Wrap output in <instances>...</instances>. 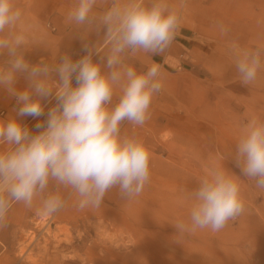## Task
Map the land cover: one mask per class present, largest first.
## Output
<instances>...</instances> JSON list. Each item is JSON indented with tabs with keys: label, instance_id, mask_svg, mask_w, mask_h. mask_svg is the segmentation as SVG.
<instances>
[{
	"label": "clouds",
	"instance_id": "1",
	"mask_svg": "<svg viewBox=\"0 0 264 264\" xmlns=\"http://www.w3.org/2000/svg\"><path fill=\"white\" fill-rule=\"evenodd\" d=\"M96 3L77 0L67 19L98 33L103 30L107 56H101L96 45L85 44L82 58L74 62L62 55L53 66L25 59L26 36L16 30L22 10L15 0H0V55L7 56L0 67V89L19 106L15 115L0 118V145L8 146L0 151V222L13 202L32 207L37 198L41 214L57 213L66 203L61 188L71 189L77 206L85 209L99 208L114 188L122 199H133L150 182L149 147L139 137L122 135L121 125L143 126L150 118L153 97L162 89L160 66L153 63L138 73L125 63V54L164 53L180 30V13L167 0H112L97 15ZM233 52L242 84L255 81L264 49ZM20 76L28 82L23 90L16 88ZM51 99L55 105L45 114L42 101ZM45 115L46 120L35 125V134L19 119ZM235 161L242 174L264 190V120L252 118L241 126ZM234 176L224 168L207 171L191 193L188 221L174 224L178 234L206 228L218 232L242 214L245 204Z\"/></svg>",
	"mask_w": 264,
	"mask_h": 264
},
{
	"label": "rangeland",
	"instance_id": "2",
	"mask_svg": "<svg viewBox=\"0 0 264 264\" xmlns=\"http://www.w3.org/2000/svg\"><path fill=\"white\" fill-rule=\"evenodd\" d=\"M20 3L22 14L44 6H37L44 0ZM245 18V33L255 38L224 48L203 41L214 53L198 56L203 64L188 72L195 85L182 72L180 101L166 102L164 119L145 126L152 132L163 121L162 133L139 135L151 151L150 182L142 193L124 200L114 188L99 208L38 212L34 228L22 233L14 260L5 264H264V190L235 161L241 126L252 118L264 120V58L256 80L244 85L233 52L264 49V10L254 15L252 0H246ZM32 25L40 32L50 29L46 21ZM6 59L0 55V66ZM147 136L154 140L146 142ZM211 168L236 175L245 209L218 232L206 228L180 235L174 224L188 221L191 193ZM64 200L78 207V197Z\"/></svg>",
	"mask_w": 264,
	"mask_h": 264
},
{
	"label": "crops",
	"instance_id": "3",
	"mask_svg": "<svg viewBox=\"0 0 264 264\" xmlns=\"http://www.w3.org/2000/svg\"><path fill=\"white\" fill-rule=\"evenodd\" d=\"M20 1L19 7L21 8ZM148 2L149 0H145V3ZM76 3L77 0H44V4L36 3L37 6H44L36 8V13L33 15L22 14L21 23L29 22V24L22 25L20 23L16 30L23 32L26 36L25 59L30 64L42 61L54 66L62 55H69L75 62L86 55L83 50L85 44L96 45L97 52L101 56H107L109 44L104 38L103 30L98 33L88 25H77L68 21V13ZM111 3L112 0H97L93 14L102 13ZM167 3L171 7L177 8L181 17L180 30L171 47L159 55L144 52H138L135 56L130 53L125 54V63L134 67L138 73L146 72L153 63L158 64L162 89L153 97L150 106L151 115L147 122L143 126H134L129 122L122 123V135L139 137L143 133L148 135L162 133L164 130L163 121L160 125L157 122L160 127L156 126L152 132L144 131L147 128L145 126L153 122L151 119H164L166 102L174 105L175 102L180 101L182 72H184L188 84L195 85L196 77L191 78L188 72L203 64L201 60L198 61V56L205 55L206 58H211L214 53L213 48L210 45L206 46L203 41L215 42L224 48L229 44L244 45L246 38H255V35L250 36L245 33L246 0H167ZM262 7H264L262 0H252L254 15L259 16L264 10ZM43 21H46L50 28L47 32L33 29L32 23ZM219 25H223L227 32L222 33ZM97 59L98 57L94 55V62ZM204 64L207 66L209 62L206 61ZM0 67H3V64ZM53 78L57 79L55 74ZM27 83V80L20 76L16 88L23 90L27 87ZM73 86H76L75 80H73ZM118 95L119 90L117 89L112 104L116 103ZM42 103L45 105L46 114L55 105V100L42 101ZM18 107L15 97L9 95L5 89H0V118L6 119L9 115H15L14 109ZM19 119L35 134L38 131L35 125L43 123L46 120V115L38 118L23 117ZM145 140L146 142L153 141L154 138L147 136ZM7 147V145H0V151L6 150ZM52 187L53 185H50V189ZM60 195L63 199L77 197L71 189L65 188L60 189ZM39 206L38 198L34 200L32 207L13 202L5 220L0 222V264L14 260L22 233L31 231L35 226ZM83 210L65 203V206L58 212L67 215L83 213ZM210 235L212 236V232Z\"/></svg>",
	"mask_w": 264,
	"mask_h": 264
}]
</instances>
